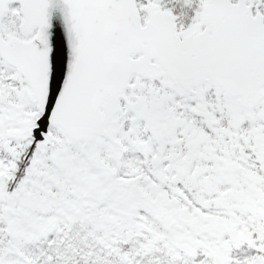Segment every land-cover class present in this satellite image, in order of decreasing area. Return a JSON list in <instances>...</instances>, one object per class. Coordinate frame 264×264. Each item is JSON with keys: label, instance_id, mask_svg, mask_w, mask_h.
<instances>
[{"label": "snow or ice", "instance_id": "1", "mask_svg": "<svg viewBox=\"0 0 264 264\" xmlns=\"http://www.w3.org/2000/svg\"><path fill=\"white\" fill-rule=\"evenodd\" d=\"M0 264H264V0H0Z\"/></svg>", "mask_w": 264, "mask_h": 264}]
</instances>
